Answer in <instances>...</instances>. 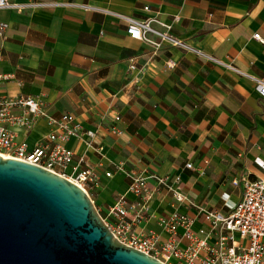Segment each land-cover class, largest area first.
<instances>
[{
	"label": "crops",
	"instance_id": "crops-1",
	"mask_svg": "<svg viewBox=\"0 0 264 264\" xmlns=\"http://www.w3.org/2000/svg\"><path fill=\"white\" fill-rule=\"evenodd\" d=\"M11 2L23 8L0 9V24L8 25L0 36V73L13 76L0 85V97H36L50 116H73L83 131L96 133L72 137L67 147L75 154L70 173L93 171L86 190L104 217L121 196L138 202L129 192L130 173L180 176L195 204L223 213L242 200L245 179L263 175L254 163L264 160V99L255 83L179 48L155 53L131 39L112 13L144 19L149 6L190 47L264 81V45L254 39H264V0ZM131 63L146 65V72L131 71ZM15 131L16 142L32 151L54 128L39 119L32 132ZM174 212L192 218L196 231L208 229L196 208L156 196L134 232L165 239L159 219Z\"/></svg>",
	"mask_w": 264,
	"mask_h": 264
},
{
	"label": "built area",
	"instance_id": "built-area-1",
	"mask_svg": "<svg viewBox=\"0 0 264 264\" xmlns=\"http://www.w3.org/2000/svg\"><path fill=\"white\" fill-rule=\"evenodd\" d=\"M79 6L86 11H99L88 4ZM8 8L21 10L23 6L14 4L11 0H0V9ZM144 11L147 13L144 19L112 14L126 24L131 39L151 46L155 53L169 45L220 64L251 79L255 83L256 92L264 99L263 80L190 47L174 35L173 23L163 22L159 14L154 15L149 6ZM179 20V16H176L174 22ZM7 28V24H0L1 37H4ZM254 39L264 45L261 35H255ZM3 59L4 53L0 48V65ZM167 66L174 68L175 64L169 62ZM130 70H138L142 74L146 72V65L138 68L135 63H131ZM12 78L11 75L0 73V85ZM39 119H45L54 131L34 150L29 151L26 142H16L15 130L21 129L28 134L34 130ZM116 120L119 121L120 117ZM83 135L93 138L96 133L83 131L81 125L75 123L73 116L66 115L60 119L50 116L36 97H0V155L40 166L86 190L88 183L95 181V175L89 169L78 167H73L70 173L75 154L67 147L72 137L82 138ZM89 146L92 147V144L89 143ZM103 150L102 147L96 149L100 154ZM82 163L83 160L80 159L78 165ZM254 163L263 175L243 181V198L239 203L230 206L228 213L206 210L195 204L184 192L180 176H144L130 173L129 192L138 202L131 204L126 196H121L107 217L101 215L120 242L158 259L163 264H264V160L257 157ZM187 168L192 169L193 165L187 164ZM107 176L111 177V174L108 173ZM150 181H154L155 186H151ZM234 184L238 186L239 182ZM156 196H170L177 206L186 204L196 208L206 220L208 229L196 231L192 218L174 212L159 219V225L167 236L165 239L154 232L136 234L134 230L148 220L150 203Z\"/></svg>",
	"mask_w": 264,
	"mask_h": 264
},
{
	"label": "water",
	"instance_id": "water-1",
	"mask_svg": "<svg viewBox=\"0 0 264 264\" xmlns=\"http://www.w3.org/2000/svg\"><path fill=\"white\" fill-rule=\"evenodd\" d=\"M0 264H163L120 242L88 192L0 155Z\"/></svg>",
	"mask_w": 264,
	"mask_h": 264
}]
</instances>
